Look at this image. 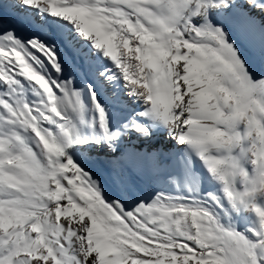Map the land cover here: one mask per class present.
<instances>
[{
	"label": "snow or ice",
	"instance_id": "6c2138e0",
	"mask_svg": "<svg viewBox=\"0 0 264 264\" xmlns=\"http://www.w3.org/2000/svg\"><path fill=\"white\" fill-rule=\"evenodd\" d=\"M230 26L264 59V0H0V264H264V79ZM121 80L143 109L121 99L135 112L126 134L166 129L222 195L148 203L104 190L84 161L93 144L116 152L104 97L122 96ZM89 101L103 141L83 131ZM225 196L260 218L251 236L218 222Z\"/></svg>",
	"mask_w": 264,
	"mask_h": 264
},
{
	"label": "bare ground",
	"instance_id": "6f19581e",
	"mask_svg": "<svg viewBox=\"0 0 264 264\" xmlns=\"http://www.w3.org/2000/svg\"><path fill=\"white\" fill-rule=\"evenodd\" d=\"M7 19H8V17H7V15H5V20H7ZM234 23H235V21H234ZM229 31L231 32L232 39L234 41H236L237 45L241 48V53H242L243 57L245 58L246 62L248 63L250 71L252 72L254 78L255 79H264V62H263V60L252 50V48L249 47L248 43L240 37V34L238 33V31L236 30V28L234 26H230ZM244 50L248 53V55L245 54ZM62 57L66 62L65 63V67H66L65 75L76 74L75 73V67H74L76 65V60H75V58L72 57L71 53L67 52L66 50H62ZM118 84H119L120 88L122 89V96H118V97L108 96L109 98L107 96H105L104 97L105 106L107 104H110L112 106V108H114V107L117 108L120 106V105L117 106V104L119 103L118 102L119 99H120L119 101H121V99L129 101L131 98H134V97H129L127 95V93L129 92V89L123 87V81L122 80L118 81ZM79 86L83 87L84 81H80ZM106 87L111 89L110 85H106ZM111 98H113L114 101H107V99H111ZM115 99H117V101ZM111 109L108 110V112H109V126H110L111 131L113 133H120L117 140L114 142V146H115V144H119L121 146V144L123 143L125 138H126V140H128V143L124 144V146H123L124 148H121V149H119L118 147L115 146L116 152H114V153L109 151L107 143L101 142L99 144H93L87 153V156L90 157V159H85V161H84V167H86L87 170H89L91 173H93L97 179H100L103 182L104 190L113 198H116V197H119L122 195H126V197L129 200L135 199L136 197H147L148 199L146 202H148V203H151L152 199H154L155 196L158 194H162V195L169 196V197H183V196L188 195L189 190H187V189H185V190L181 191V193H179V191L176 190L177 188L176 189L167 188V187L161 188L162 186L159 187V185H155L152 180H148L146 182L140 183L139 180L134 178V176H132V174L129 173L127 164H128L129 159L131 158L132 155L136 154L142 159L143 158L144 159L145 158H151L150 153L153 152L155 149L160 148L162 146L163 147V153L170 159L177 152H179L178 151L179 148H181L183 146H181L178 143H176L175 141L171 140L169 138L167 132H166L167 130L164 133H162V131L159 132V134L156 137H153L150 141H145L142 138H138L135 135L126 134L127 129H125L124 125L128 124L130 121L129 116H127L125 114L126 109L123 108V111H121L120 113L113 110V109L111 110ZM85 120H86V124L83 127V131L85 132L87 137L90 139H93V140L103 141L104 140L103 129L100 128V126H99L98 113L95 111V109H94V107L90 101L88 102L87 112L85 114ZM93 121L96 122L95 127H93ZM188 150H190V149H188ZM137 151H139V153H137ZM169 153H173V154H169ZM189 153H191V152H189ZM184 154H186V153H184ZM188 155H190V154L187 153V157H188ZM189 159H191V158L189 157ZM193 159H191V160H193ZM113 160L118 161V164H119L118 171L122 176H124L126 178V182H127V192L126 193L124 191H122L121 188L118 187L113 181V176L117 171V169L113 167V164H112ZM190 165H192V164H190ZM246 167L249 171H251V165L250 164H247ZM168 181H170V180H168ZM221 185L222 184H220V186ZM172 187H174V186H172ZM184 187H186V186H184ZM238 187H239V189L241 188V190H243L242 186L238 185ZM200 192L199 193L192 192L193 195L191 196V198L196 199L198 197L197 199H199V198L203 197L204 195L202 196V194ZM259 198L263 199L261 202L262 206H260V207L264 208V195L257 196L256 200ZM224 205H225V207L218 208L216 211H217L218 216L220 214H222V217L219 218L220 219L219 223L225 229L231 230L230 227L233 224H236V226H238V227L244 226L246 229H248L247 233L251 234V232L249 230L257 228V225L259 223V217L257 216V214L255 213V211L253 209H251L250 207L245 208L243 205H238L239 210L236 213H234L235 208H232V205L228 201L226 196L224 197ZM256 205H257V203H256ZM229 208H231L232 210L228 211ZM230 215H233L234 217L231 218Z\"/></svg>",
	"mask_w": 264,
	"mask_h": 264
},
{
	"label": "rangeland",
	"instance_id": "374dc122",
	"mask_svg": "<svg viewBox=\"0 0 264 264\" xmlns=\"http://www.w3.org/2000/svg\"><path fill=\"white\" fill-rule=\"evenodd\" d=\"M240 50H241V48H240ZM245 54L248 55V53L246 51H245ZM262 60L264 62V59H262ZM131 99L129 101H127L128 105H129V108L130 109H135L136 112L142 111L143 109L140 106L139 102L136 101L135 98H131ZM115 100L117 101V99H115ZM119 100H118L119 103L117 104V106L120 105L119 107H117V108L114 107L115 108L114 109V108H112V106L110 104H107L106 105L107 109L109 110V109L112 108L113 110H115V111H117L119 113L121 111H123V108L121 107V101H119ZM107 101H114V99L113 98L107 99ZM124 101H126V100H124ZM134 113H135L134 111H130L129 109H126V113L125 114L127 116H129V119H131L133 117V115H135ZM161 131H162V133H164L166 131V129L162 128ZM126 143H128V140H126V138H125V140L123 141L121 146L119 144H115V146L118 147L119 149H121V148H124L123 146ZM184 150H185V146L179 148V150H178L179 152H177L170 159L164 153H162L155 160H152L151 158H145V159L143 158L142 159L136 154L132 155L131 158L129 159L128 164H127L128 171H129L130 174H132V176H134V178L139 180L140 183L146 182L148 180H152L155 185H159V187L162 186L161 188H166V187L167 188H173V189L177 188L176 190H178L179 193H181V191H183L185 189H187V190L191 189L192 192H196V190H195V176L192 173V168L194 167L195 172L199 173V175L204 178V180L201 182V186H200V191H201L200 193L202 194V196L203 195L204 196L207 195L209 192H213V193L220 192V194L222 195L223 191H222V185L220 186L221 183L218 182V181H215V180H212L209 183L207 181L209 173H208L207 169L205 168L203 162L191 150H187V151L186 150L184 151ZM189 152H191V153H189ZM137 153H139V151H137ZM184 153H186V154H184ZM187 153L190 154V155H188V157H187ZM189 157L191 159H193V158L194 159L191 160V159H189ZM190 164H192V165H190ZM168 180H170V181H168ZM172 186H174V187H172ZM184 186H186V187H184ZM240 190H241V188H240ZM262 200L263 199H261V198L257 199L255 201V204L257 203L256 206H259V207L262 206L261 205ZM238 209H239V207H238ZM237 211H238L237 208H235V212L234 213H236ZM221 217H222V214L219 215V218H221ZM230 217L233 218L234 216L230 215ZM219 221H220V219L218 220V222ZM233 225L230 227L231 230L234 229V230L240 232L241 234H244V235H247V236H251V234L247 233L248 229H246L244 226L238 227V226H236V224H233ZM258 227H259V223L257 225V228Z\"/></svg>",
	"mask_w": 264,
	"mask_h": 264
},
{
	"label": "clouds",
	"instance_id": "9594fccd",
	"mask_svg": "<svg viewBox=\"0 0 264 264\" xmlns=\"http://www.w3.org/2000/svg\"><path fill=\"white\" fill-rule=\"evenodd\" d=\"M228 171L230 172L231 169H228ZM261 178V174L259 172H257L256 176H255V179L256 180H259Z\"/></svg>",
	"mask_w": 264,
	"mask_h": 264
}]
</instances>
